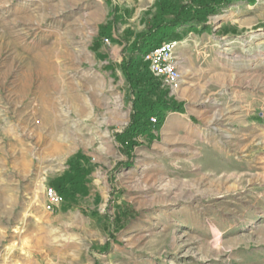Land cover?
<instances>
[{
    "label": "rangeland",
    "instance_id": "374dc122",
    "mask_svg": "<svg viewBox=\"0 0 264 264\" xmlns=\"http://www.w3.org/2000/svg\"><path fill=\"white\" fill-rule=\"evenodd\" d=\"M155 2L0 0V264H264V158L247 115L264 105V0L181 28V81L161 87L183 111L122 146L119 37ZM79 151L87 193L47 210Z\"/></svg>",
    "mask_w": 264,
    "mask_h": 264
},
{
    "label": "trees",
    "instance_id": "16d2710c",
    "mask_svg": "<svg viewBox=\"0 0 264 264\" xmlns=\"http://www.w3.org/2000/svg\"><path fill=\"white\" fill-rule=\"evenodd\" d=\"M236 0H156L144 12V28L134 32L126 28L119 40L125 42L126 53L118 64L129 87L132 102L130 122L123 132L117 133L122 146L135 144L137 135H149L154 127H160L166 115L183 111L181 105L161 87V80L154 76L144 55L167 41H180V30L184 26L207 30L209 16L219 13ZM253 3L255 0H248ZM117 21V19H114ZM102 34H111L112 23L102 25ZM156 117L157 122L151 118ZM87 157L79 151L69 160V168L53 182L64 202L77 199L78 194L87 193V179L92 169L86 165ZM128 218V212L119 208L115 222L120 224ZM105 248H108L106 244Z\"/></svg>",
    "mask_w": 264,
    "mask_h": 264
},
{
    "label": "built area",
    "instance_id": "2783aa9c",
    "mask_svg": "<svg viewBox=\"0 0 264 264\" xmlns=\"http://www.w3.org/2000/svg\"><path fill=\"white\" fill-rule=\"evenodd\" d=\"M105 42L109 43L110 41L105 39ZM177 44L178 41H167L144 55V60L149 63L153 75L161 79L163 84L171 89H176L181 81V72L176 56ZM151 120L156 122L154 117ZM63 202V196L55 188H47L45 202L47 210L55 211Z\"/></svg>",
    "mask_w": 264,
    "mask_h": 264
},
{
    "label": "crops",
    "instance_id": "0c3cea01",
    "mask_svg": "<svg viewBox=\"0 0 264 264\" xmlns=\"http://www.w3.org/2000/svg\"><path fill=\"white\" fill-rule=\"evenodd\" d=\"M177 49H176V56H177ZM178 63H179V67L181 66V59H178ZM257 107H254V110L250 111L249 110V113L247 115H254L253 117L255 118L253 121H252V124H253V128L255 129L256 133L254 135L255 137V143H258L261 145L262 147V150L259 151V155L261 156V158H264V111H259L260 114L259 116H256L257 114V108H259L260 106L262 107L261 109H264V105L261 104V105H256ZM261 117V120L263 121L262 123L257 121L258 119H260ZM257 119V120H256ZM262 164V171L264 172V160L260 162Z\"/></svg>",
    "mask_w": 264,
    "mask_h": 264
}]
</instances>
